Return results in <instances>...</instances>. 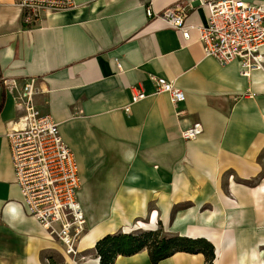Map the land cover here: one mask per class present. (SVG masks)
Returning a JSON list of instances; mask_svg holds the SVG:
<instances>
[{
    "label": "crops",
    "instance_id": "1",
    "mask_svg": "<svg viewBox=\"0 0 264 264\" xmlns=\"http://www.w3.org/2000/svg\"><path fill=\"white\" fill-rule=\"evenodd\" d=\"M74 1L30 29L17 0H0V264H57L52 255L100 264L95 246L107 235L160 228L212 243L214 264H264V73L246 77L239 60L207 57L197 30L186 40L147 16L189 2L187 25L205 27L209 9L198 0ZM30 79L79 167L87 231L75 258L28 214L16 181L8 134L23 112L4 82ZM153 79L186 101L175 105ZM139 92L147 98L132 104ZM195 124L202 135L184 140ZM114 264L152 262L142 251ZM159 264L206 260L176 253Z\"/></svg>",
    "mask_w": 264,
    "mask_h": 264
},
{
    "label": "built area",
    "instance_id": "2",
    "mask_svg": "<svg viewBox=\"0 0 264 264\" xmlns=\"http://www.w3.org/2000/svg\"><path fill=\"white\" fill-rule=\"evenodd\" d=\"M209 9L205 27L187 25L191 3H177L162 13L147 9L149 19H162L170 28L189 40L197 30L207 57L222 65L241 62L242 74L264 73V5L242 0H198ZM74 0H17L21 20L26 28L39 27L48 12L75 9ZM157 93L168 94L177 105L186 101L185 93L172 82L153 79ZM4 87L23 112L22 126L8 134L16 181L28 214L49 237L61 245L64 255L77 257L79 244L87 231V221L78 200L81 188L79 167L71 149L64 142L58 123L43 114L34 98L39 92L36 79L23 86L5 81ZM147 98L145 92L133 96L132 104ZM131 106L126 109L130 113ZM203 133L201 124L185 130L182 138L196 140Z\"/></svg>",
    "mask_w": 264,
    "mask_h": 264
},
{
    "label": "trees",
    "instance_id": "3",
    "mask_svg": "<svg viewBox=\"0 0 264 264\" xmlns=\"http://www.w3.org/2000/svg\"><path fill=\"white\" fill-rule=\"evenodd\" d=\"M142 251H148L152 264H159L176 253L203 254L206 264H214L216 258L214 245L206 239L169 236L160 229L107 235L95 246L100 264H114L119 256L130 257Z\"/></svg>",
    "mask_w": 264,
    "mask_h": 264
},
{
    "label": "rangeland",
    "instance_id": "4",
    "mask_svg": "<svg viewBox=\"0 0 264 264\" xmlns=\"http://www.w3.org/2000/svg\"><path fill=\"white\" fill-rule=\"evenodd\" d=\"M160 230L162 231L163 234L164 231L162 230V228H160ZM139 231H142V232H149V231H144V230H136L134 232H139ZM133 233V232H132ZM166 235V234H165ZM96 255V253H95ZM47 258H50V256H47ZM51 258H53L54 262L57 263V264H62V258L59 256V255H52Z\"/></svg>",
    "mask_w": 264,
    "mask_h": 264
}]
</instances>
